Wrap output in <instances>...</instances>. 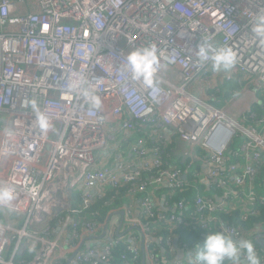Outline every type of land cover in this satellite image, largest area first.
<instances>
[{
  "label": "built area",
  "instance_id": "built-area-1",
  "mask_svg": "<svg viewBox=\"0 0 264 264\" xmlns=\"http://www.w3.org/2000/svg\"><path fill=\"white\" fill-rule=\"evenodd\" d=\"M261 14L264 0H0V184L15 191L11 206H0V264H50L55 251L74 252L77 242L71 238L79 239V221L72 217L77 212L72 191L78 188L88 206L105 186L138 182L129 194L143 193L139 210L153 216L150 192L161 185L183 186V172L165 167L161 155L173 135L189 145L182 154L188 169L197 161L196 148L203 149L208 170L201 178L218 182L224 191L217 202L181 200L175 213L160 218L182 223L191 208L201 217L228 208L231 189L225 178L230 174L236 185H247V198L253 200L250 181L264 161V116L247 108L233 121L213 102L224 82L234 79L264 89V43L252 31ZM204 41L230 47L236 64L216 72L211 61L198 63L196 52ZM149 45L156 46L162 65L155 95L131 78L123 62L128 52ZM162 70L170 74L160 75ZM76 80L81 84L73 89ZM82 90L99 96L101 109L87 103ZM32 100L48 118L47 130L38 125ZM137 125L156 144L148 147L140 137L129 147L130 161L109 162L111 149L129 140ZM238 134L247 138L240 146V171L225 161ZM102 149L110 151L96 158ZM155 169L156 175L142 179L143 171ZM123 211L142 233L141 246L130 238L128 249L147 264H159L131 203ZM100 226L86 221L82 231L94 234ZM225 233L242 239L233 227ZM173 242H166L171 250ZM34 243L40 247L31 261H14ZM113 243L79 250L70 264H114Z\"/></svg>",
  "mask_w": 264,
  "mask_h": 264
},
{
  "label": "trees",
  "instance_id": "trees-1",
  "mask_svg": "<svg viewBox=\"0 0 264 264\" xmlns=\"http://www.w3.org/2000/svg\"><path fill=\"white\" fill-rule=\"evenodd\" d=\"M244 85V81L237 82L236 80H233L224 82L223 91H220L216 95L214 94L217 101H214L213 104L217 107H222ZM260 101L261 103L258 101L254 102L250 107L251 112L255 113L258 117L264 116V93H262ZM246 122V124H253V122L249 119H247ZM134 134V137L122 142V146L127 148L128 153L132 142H135L140 137L143 138L145 145L148 147L156 144L151 136L144 134V129L139 125L136 126V131ZM174 136L176 135H173V137ZM245 140H247V138L244 135L238 134L237 136H234V138L231 140L229 156L225 160L226 163H230V157H233L232 163L234 162V156H236V158L240 157V146ZM172 143L173 142L165 145V147H162L161 155L164 161V166H171L175 168L179 167V169L183 172L184 178L183 186L173 189L167 188L170 191L171 197L169 201H172L170 203H174V205H176L182 200L188 205L191 203L193 205L194 200L197 197L202 199L209 198L217 202V199L211 197L210 195H202L198 193L201 192V189L206 185L199 178L193 177L194 171L200 169L199 166L205 159V152L203 149L196 148V152L201 157V160L193 162L192 168L188 169L187 162L179 164L178 162H174V160L170 159V148ZM236 153H238V156ZM113 161L114 158H112L110 155L109 162ZM156 174V169L151 171H143L142 179ZM192 181L195 184H198V191H195L191 188ZM225 181L227 184H229V177H226ZM247 182L249 181L247 180ZM137 183L138 182L127 184L122 183L117 184L116 186H105L99 191L98 194L94 195L92 202L88 206H85L82 202L83 190L81 188L73 190V208H75L77 212L76 215L72 214V217L75 221H79L75 233L78 234L81 232V230H83V222L87 221L96 223L97 225H102L107 214L111 210L127 206V200L130 197L129 190L132 187H135ZM213 183V187L216 190V196L220 197L224 191L222 189L223 187L216 181H213ZM250 185L251 189L253 190L252 195L255 197L253 200H248L247 195L242 190L244 186L247 187L246 184L244 186L236 185L239 189V193L235 195V198H233L234 194L232 192L229 194L228 199L225 200L228 208L226 207L223 209L217 207L214 211L203 213V217L198 214H194V210L191 208L190 211H186V213L183 215L184 222L182 223L169 222L166 219H162L159 217V212L156 210L154 211L155 214L153 216H149L140 210H138L137 213L134 211L133 215L134 217L139 218L141 224L147 229V233L150 236V248L153 249V253L156 255L159 264H163L162 260L159 258V253L161 251H163V254L165 255L164 259H169V247L166 243L169 239L175 241L177 247H185L192 253H195L196 249L194 248V245L197 242L202 243L207 233L221 231V226H224L223 232H225V228L227 227L235 228L239 232L241 238H244V236L249 235L250 233L251 239L256 245L257 256L260 260H262L264 259V249L253 239V235L255 231L258 230L257 228H259V226H264V161H261L257 166L256 175L250 181ZM138 197L141 199L143 197V193H136V198ZM240 201H243L241 205H239ZM173 213H175V211L168 210L163 214L168 216ZM0 219H2L1 214ZM68 229L71 231V226H69ZM71 241L72 243H76L78 238L72 237ZM39 247V243H34V245H31L30 248L24 251L22 255L15 256L14 261L22 263L31 261L33 255L39 250ZM9 253L10 251L8 250L6 252V257H9ZM110 258L111 262L114 264H142L141 254L134 258V253L128 249L127 243L124 239H119L113 243L111 247ZM183 264H189V262H184ZM226 264H230V262H226Z\"/></svg>",
  "mask_w": 264,
  "mask_h": 264
},
{
  "label": "crops",
  "instance_id": "crops-1",
  "mask_svg": "<svg viewBox=\"0 0 264 264\" xmlns=\"http://www.w3.org/2000/svg\"><path fill=\"white\" fill-rule=\"evenodd\" d=\"M235 80V79H234ZM233 81V80H231ZM255 87H252V85H247V83L245 84V86H243L238 92L235 93V95L230 98L222 107L220 108H224L226 109L225 112L227 113V115H229L231 118L234 117L236 118V120H239V118L241 117L242 114H244L246 112V109L251 107V105L255 102L258 101L259 103H261L260 99L262 96V93H264V89H254ZM224 89V87H223ZM222 89V91H223ZM135 135V134H134ZM134 135L132 137H134ZM172 145L170 148L171 154H170V159L174 160V162H178L179 164L184 163L187 158H183V155L186 151V149H188V144H184L180 139H178L177 136L173 137V141H172ZM119 147L118 148H114L111 149V157L116 159V158H124L125 160L130 161L132 158L129 155L127 148L123 147V143H118ZM230 145L231 143L228 145V149L226 151L225 154V160L228 158L229 153H230ZM110 151V150H109ZM108 151V152H109ZM189 151V150H187ZM198 155L197 160H201V157ZM236 155L238 156V153H236ZM110 157V156H109ZM206 157V156H205ZM234 162L237 165V169L240 171L242 169V153L240 152V157L236 158V156H234ZM233 161V157H230V163H232ZM200 169H198L197 171L195 170L193 173V177L195 178H199L202 182L205 183L206 186H204L201 189V192H198L202 195H210L211 197L214 198H218V196H216V190L213 187V181L214 180H206L201 178L202 175H204L207 172V164L206 162H201V165L199 166ZM191 188L193 190H199L198 184H195L193 181L191 182ZM213 183V184H212ZM228 188L231 189V192L234 194L233 198H235V195H237L239 193V189L237 188V186L234 184L233 181V176L230 174L229 175V182H228ZM243 192H245V194H249V189L244 186L243 187ZM251 192L253 191L252 189H250ZM241 191V189H240ZM197 193V194H198ZM150 196H151V200L153 202V206H154V210L159 212L160 214L165 213L166 211L170 210V211H175V205L174 203H170L172 201L170 200V191L167 189V187H165L164 185L155 187L151 192H150ZM132 200H134L132 202ZM140 200V197L136 198V195L134 196H130L128 198V202L127 203H131L133 211H135V213H137V211L139 210V205L138 202ZM243 201H240L239 205L242 204ZM189 205H192L189 204ZM124 206L122 208L119 209H115V210H111L109 213H112L110 215V218L107 222V225L103 224L99 227V229L94 233V234H88L85 233L84 231L81 230V232L79 233V239L77 241V248H79L81 251H84L86 249H88L89 247H93V246H102V245H106L108 242H116L119 239H124L126 241V243H129V239L130 238H134V243L136 247H140L141 246V239H142V233L139 231L138 228H134L132 227V225L129 224V220L127 219L126 215L121 217V215H119V211L123 210ZM115 212V213H114ZM108 213V214H109ZM2 214V213H0ZM107 214V216H108ZM106 216V217H107ZM106 220V218H105ZM224 226L220 227L221 231H223ZM258 230L255 231L254 235H253V239L255 240V238L258 235H262L263 239H264V226H259V228H257ZM251 239V234L249 233V235L244 236V238L242 239ZM130 244V243H129ZM64 245V242H63ZM173 250L169 249L168 253H169V259L165 260L164 259V254L163 251H161L159 253V258L162 260L163 264H175L177 262H181L182 264L184 262H189V259L191 256H193V253L191 251H189L187 248L185 247H181L175 244L172 245ZM73 252H65V254H62V252L59 251H55L54 252V256L56 257L55 259H53L50 264H66V262L68 261V259L72 256ZM57 256H59V258H57ZM136 256L134 255V258ZM138 257V256H137ZM142 260V257H141ZM142 263V262H141ZM143 264V263H142ZM144 264H147V262L144 260ZM242 264H247L246 261H242Z\"/></svg>",
  "mask_w": 264,
  "mask_h": 264
},
{
  "label": "clouds",
  "instance_id": "clouds-1",
  "mask_svg": "<svg viewBox=\"0 0 264 264\" xmlns=\"http://www.w3.org/2000/svg\"><path fill=\"white\" fill-rule=\"evenodd\" d=\"M252 31L264 43V14L255 18ZM85 35L87 36L88 33ZM196 56L198 57L197 62L200 64L211 61L212 69L216 72L230 70L237 62L236 53L230 47L214 48L207 41L198 46ZM123 62L131 73V78L140 81L145 88L153 89L155 95L158 91L156 75L162 67L156 46L149 45L132 50L124 56ZM118 80L122 82L124 77L120 76ZM80 84L81 81L76 80L70 84V87L77 89ZM82 94L85 96L86 102L93 108L101 109L102 101L99 96L91 94L87 90H82ZM29 103L36 111L38 125L47 130L49 128L48 118L37 110L35 100ZM14 200V188L8 184H0V206H11ZM194 248L196 249L195 255L190 257L189 264H226V262L242 264L245 259L248 264H260L256 245L252 239L233 240L229 234L223 231L207 233L204 241L197 242Z\"/></svg>",
  "mask_w": 264,
  "mask_h": 264
},
{
  "label": "water",
  "instance_id": "water-1",
  "mask_svg": "<svg viewBox=\"0 0 264 264\" xmlns=\"http://www.w3.org/2000/svg\"><path fill=\"white\" fill-rule=\"evenodd\" d=\"M90 193H91V194H94L95 191H94V190H90ZM114 213H115V212H114ZM118 213H119V215H121V217L124 216V211H123V210H120ZM111 214H112V213H109L108 216L106 217V220H105V222H104L105 225H107V222H108V220H109ZM232 239H233V238H232ZM255 241H256L261 247H263V249H264V239H263L262 235H258V236L255 238ZM173 244H175V241L173 242ZM79 248H80V247H79ZM79 248H77V249L72 253V256L68 259V261L66 262V264H70V262H71L72 258L74 257V255L80 250ZM142 263L144 264V258H142Z\"/></svg>",
  "mask_w": 264,
  "mask_h": 264
},
{
  "label": "rangeland",
  "instance_id": "rangeland-1",
  "mask_svg": "<svg viewBox=\"0 0 264 264\" xmlns=\"http://www.w3.org/2000/svg\"><path fill=\"white\" fill-rule=\"evenodd\" d=\"M168 74H170V72L169 71H165V70H162L161 72H160V75H163V76H167ZM172 80H174V79H172ZM231 120H233V121H236V118H234V117H232L231 118ZM235 132H236V129H235ZM108 149L107 150H98L96 153H95V156H96V158H99V157H101V156H105V155H107L108 154ZM4 215H6V216H8V212H5L4 213ZM11 217V216H10Z\"/></svg>",
  "mask_w": 264,
  "mask_h": 264
}]
</instances>
